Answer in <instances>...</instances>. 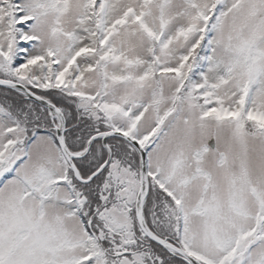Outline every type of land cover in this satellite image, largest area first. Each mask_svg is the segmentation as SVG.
Segmentation results:
<instances>
[{"label": "rangeland", "instance_id": "374dc122", "mask_svg": "<svg viewBox=\"0 0 264 264\" xmlns=\"http://www.w3.org/2000/svg\"><path fill=\"white\" fill-rule=\"evenodd\" d=\"M95 1L70 0L64 12L47 13L42 0H20L28 15L39 14L28 31L36 38L30 55L58 49L55 65L60 70L69 68L73 60L68 57L77 54L71 47L73 32L78 34L80 49L95 48L100 34L104 48L111 43L121 50V58L114 62L104 58L103 50L99 56H75L83 72L69 90L94 97L99 112L145 141L150 172L168 181L176 204H182V208L172 204L163 190L159 192V183L151 180L146 201L151 223L164 238L180 240L178 219H184L183 240L191 243L193 255L201 262L264 264V127L251 117L254 127L248 131L244 118L250 115L239 105L244 97L242 106H246L252 89L249 108L257 115L263 113L255 120L264 121V0ZM95 4L98 11L92 20L84 9ZM213 6L220 14L214 21L210 19ZM132 11L140 18L130 15ZM144 21L167 45L154 48ZM208 22L211 50L205 46L188 61ZM179 27L188 29L186 34L178 33ZM0 29V47L7 50L8 15L1 7ZM157 60L156 66L164 72L157 71L158 77L156 71L148 75L150 62ZM4 61L1 52V66ZM41 75L42 68L34 66L32 76L38 77V84ZM223 106L232 111L210 114ZM12 109L0 104V264L62 263L80 257L82 264H148L141 254L124 256L131 251L122 247V256L111 260L98 243L91 251L69 246L88 235L80 216L72 214L76 207L72 193L79 186L68 177V165L53 138L59 117L40 110L43 131L31 136L34 118L24 115L20 120ZM43 172L64 180L50 199H43L41 190L34 191ZM108 173L122 185L119 202L99 217L111 234L113 229L124 231V246L136 239L133 211L141 187L139 172L117 160ZM224 252L228 257H223Z\"/></svg>", "mask_w": 264, "mask_h": 264}, {"label": "trees", "instance_id": "16d2710c", "mask_svg": "<svg viewBox=\"0 0 264 264\" xmlns=\"http://www.w3.org/2000/svg\"><path fill=\"white\" fill-rule=\"evenodd\" d=\"M69 1L70 0H42L40 4L42 6H46L43 10L44 12H64L68 8ZM96 1H98V3L104 2V0ZM19 2L20 0H3L2 4L0 5V7L4 9L8 15L7 31L10 36V44L7 50H3L0 47V53L2 52V54L5 56L4 63L2 64V66L0 65V79H8L25 84L34 93L52 102L63 111L67 120V130L65 134V139L67 146L72 153L84 152L88 146L90 139L95 135L105 133L113 129H119L124 131L122 127L113 124V122L110 121V119L105 115V113L99 112V110L96 108V102L94 97H83L82 95L75 94L73 90H69V88H74L77 80L80 78L83 72L81 66H78V63H76L75 56L78 57L80 55H89L92 53H97L99 56L100 52L103 50L105 51L104 58L114 62L121 58V50L117 49L111 43H108L106 48H104L103 46L106 44V42L101 45L103 37H101L102 35L100 34L97 35L95 48L89 49L92 47V45L90 46V43H88L87 45L90 46L89 48L85 49L83 47L80 49L76 45V42L78 41V34L76 32H73L71 33L73 40L71 47L77 54L75 56L68 57V60H73L69 68L60 70L57 67L58 65H55L58 61L56 58L58 49L49 50V52H53L52 56L46 53L45 55H30L29 50L34 44V41L28 31L32 29L34 21L39 16V14L34 13L32 15H28L27 7L21 5ZM98 5L99 4H95L93 8L87 6L85 7L84 10L89 15V19L95 20L98 11ZM130 15L136 17L133 11ZM219 16L220 14L218 15V6H213L210 19L214 21L215 19L219 18ZM126 17L127 14L124 16V18ZM142 17L144 16H141V18ZM81 19L82 21H84L85 18L81 16ZM140 20L141 22L143 21V19ZM208 21L211 20L208 19ZM211 22H208L205 29L203 31H200L201 37L197 43V46L193 48V53H191L188 61H192L193 58L200 55L201 50H203L205 46H208L209 51L211 50ZM144 25L149 28L145 21ZM187 30L188 29L179 27L178 33L186 34ZM99 31L100 30L98 25V31L96 32L99 33ZM150 31L147 32L151 37H153L154 48L157 47V45L163 47L167 45V42L159 38V32L152 29H150ZM152 34H154V36ZM13 49H15L14 52ZM255 58V56L251 57L249 67L252 65V62L255 60ZM157 64H159L158 60L150 62V66L147 69L148 75L152 76L153 73L155 74L156 71L155 76L158 77L157 71H160L162 73L164 72V69H159V67L156 66ZM36 65H39V67L42 68V84L37 83L38 77L36 78L32 76L33 68ZM72 65L75 66L73 67ZM76 68L78 69V72L76 71V73L72 74V72ZM173 72L175 71H172V73ZM67 89L69 90V92L66 91ZM202 91L203 90H200L199 92L203 94ZM248 93L249 98L248 101H246V106H242V99L244 97L240 99L239 105L241 106V109H245L243 112L245 115L250 114L249 118H244V124L247 127L248 131H252L254 127L251 122L252 118H254V121L257 125L263 127L264 121L255 120V116L257 114H255V112L251 110L248 105L251 100L252 89H248ZM83 101H85L84 105L81 104ZM0 104H2L6 109L13 108L12 111L15 112V116L19 117L20 120L23 118L22 116L24 115L29 116L31 120L34 118V133H30L31 136H35L36 133L43 131L42 128L44 127L42 125L43 123H45L44 119H42L41 121L38 119V116H40V110H44L47 115L50 114L48 110L35 104L33 101H30L25 93L15 88L0 87ZM17 111L21 112L22 114L19 115ZM228 111L232 110L225 106L215 107L210 114L215 113L219 116H222L225 112ZM234 111L238 113L237 107L234 108ZM261 114L263 113H260L259 115ZM259 115L257 116L259 117ZM52 133L53 138L56 141V132L53 131ZM137 139L142 142V138L137 137ZM32 140L33 137L29 138L26 143H24L25 148L29 147ZM108 144L113 151V158L111 164L89 184H81L75 180L73 171L69 167L62 153L61 160H63L68 165V177H71L70 180H72L74 185L76 184L79 186V190L81 189L80 191L76 190V193H78V195L75 196L74 194V196L76 197L77 206L74 208L72 214H78L80 216L84 224V229L89 235L87 239L78 243L70 244L69 246L81 245L91 251V247L94 246V243H98L99 246L102 248L106 258H111V260H113L114 258L120 255V247H122V249L124 250H133V254H141L143 252V242L141 238H147L141 231L137 221H135V241L128 242L127 245L122 246L121 238L124 231L113 229V233L111 234L110 231L106 228L107 226L105 221L99 217V215L104 210L111 208L119 202L120 190L122 185H119V183L114 180L111 174L109 175L108 171L110 167L117 160L120 161L121 165L123 166L131 165L133 168L136 169L138 167L137 163H139V154L137 150L126 140L117 136H113L108 139ZM146 150L148 153L149 149L147 147ZM107 157L108 152L103 145L102 139H98L94 141L88 155L79 159H75L74 162L81 176L83 178H89L95 171H97L101 167V165L105 163ZM15 168L16 167H14V169ZM62 182L63 181L60 178L52 176L50 173L43 172L40 176V183L34 188V191L41 190L43 199H49L51 197L56 196L63 184ZM162 183L165 184V181ZM157 188L159 189V192L162 191L159 187ZM161 193L163 194V192ZM134 212L135 211H133V214ZM147 221L149 225H153L149 222V219ZM182 229L183 225H180L181 233ZM99 230H102L101 234L99 233ZM148 252L150 253L151 251ZM133 254L126 253L124 254V256H131ZM150 259L151 260H148V264H178L177 262L180 261L177 258L166 253L160 255L159 263L155 261L154 254H151ZM83 261L84 258L80 257L72 258L62 263L51 262L49 264H82Z\"/></svg>", "mask_w": 264, "mask_h": 264}, {"label": "water", "instance_id": "95a60500", "mask_svg": "<svg viewBox=\"0 0 264 264\" xmlns=\"http://www.w3.org/2000/svg\"><path fill=\"white\" fill-rule=\"evenodd\" d=\"M4 86L5 87H12V88H16V89L21 90L22 92H24L27 95L29 100L41 105L42 107L46 108L51 113L57 115L60 118L61 127L57 128V141H58V144L62 150L63 155L65 156L66 160L68 161L69 165L71 166V168L74 172L75 178L79 182H82V183L91 182L99 173H101L108 166V164L110 163V161L112 159V151L107 144V139L109 137L118 136V137L124 138L125 140H127L128 142L133 144L140 154L141 190L139 192L138 199H137V219H138V223L141 227V230L151 241L162 246L165 249H171V250L176 251L180 256H182L185 260H187L189 262V264H201L195 258H193L188 253H186L183 249L176 248L171 243H169L166 239L159 237L157 234L152 232L149 229V227L147 226V223H146L145 217H144V213H143V203H144V200H145V198L148 194V191H149V178H148V173H147V156H146V151H145L144 147L137 141V139L133 138L131 135L124 133L122 131L114 130V131L106 132L103 135H98V136L92 138L89 142L88 148L85 151V153L78 154V155L72 154L69 151V149L66 145V142H65L66 120H65L63 113L60 111V109L57 108L54 104H52V103L44 100L43 98L39 97L38 95L33 93L30 89H28L25 85H23L21 83L0 79V87H4ZM100 136L103 137V143L108 149V153H109L108 159L100 167V169L98 171H96L90 177V179L83 180L81 178L73 160L76 158L83 157L86 154H88L94 140ZM212 145L214 146V144H212Z\"/></svg>", "mask_w": 264, "mask_h": 264}, {"label": "flooded vegetation", "instance_id": "af4514ba", "mask_svg": "<svg viewBox=\"0 0 264 264\" xmlns=\"http://www.w3.org/2000/svg\"><path fill=\"white\" fill-rule=\"evenodd\" d=\"M136 225H134V227H135ZM133 227V228H134ZM148 227L153 231V232H155V233H157V234H159L160 233V231H158V228H157V226L156 225H148ZM135 229V228H134ZM129 230H132V229H130L129 228ZM178 233H179V235H180V240H179V238H172L171 236H168L167 237V240L169 241V243H171L173 246H175L176 248H179V249H182V248H184L187 252H189V249L191 250L192 248H191V243L190 242H188V241H186V242H184V240L182 239L183 238V234L180 232V230H178ZM159 235H161V234H159ZM163 237V236H162ZM164 238V237H163ZM142 239V242H143V244H142V248H143V252L141 253V255L144 257V260L146 261V262H148V260H151L150 258H151V254H154V259H155V261L156 262H158L160 259H159V257H160V255H163V250H164V248L162 247V246H160V245H157V244H155L154 242H151L150 240H148V239H144V238H141ZM178 239V240H177ZM153 243V244H151V243ZM184 244H183V243ZM178 243H180V244H178ZM155 244V245H154ZM160 248H159V247ZM149 249V250H148ZM148 251H151L150 253L148 252ZM166 251V253H168V254H170L171 256H173V257H175V258H177L178 260H180L181 262H183L184 264H189V262L187 261V260H185L182 256H180L176 251H174V250H171V249H168V250H165ZM163 252V253H162ZM130 253H134V251L133 250H131V252ZM225 258L226 257H228L227 256V253L226 252H224V255H223ZM153 261V260H152ZM151 262V261H150ZM153 263V262H152ZM155 263V262H154ZM202 264H207V263H204V262H201ZM227 264H230V263H227Z\"/></svg>", "mask_w": 264, "mask_h": 264}]
</instances>
